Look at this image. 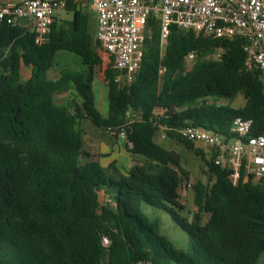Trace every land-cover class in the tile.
<instances>
[{"label":"trees","instance_id":"16d2710c","mask_svg":"<svg viewBox=\"0 0 264 264\" xmlns=\"http://www.w3.org/2000/svg\"><path fill=\"white\" fill-rule=\"evenodd\" d=\"M63 10L72 18L55 16L40 45L32 31L0 23V264H264V183L251 176L232 183L210 155L207 181L192 186L197 211L189 221L179 213L180 185L188 178L181 156L155 140L162 125L167 139L203 156L179 127L228 135L241 116L253 120L252 133L263 128L262 72L244 68L243 39L172 25L161 48L156 20L149 19L140 67L129 84L115 80L108 56L102 114L93 92L101 46L76 0H67ZM57 50L78 55L83 67H63L40 81V67ZM22 65L31 70L24 80ZM71 85L81 97L75 112L55 99ZM239 95L242 106L219 103ZM82 118L103 130L127 121V149L143 160L109 176L82 149ZM101 192L111 201L101 202ZM143 202L168 212L186 232L185 250L160 233L159 219L144 213Z\"/></svg>","mask_w":264,"mask_h":264},{"label":"built area","instance_id":"2783aa9c","mask_svg":"<svg viewBox=\"0 0 264 264\" xmlns=\"http://www.w3.org/2000/svg\"><path fill=\"white\" fill-rule=\"evenodd\" d=\"M95 11L97 30L95 38L102 50L111 57L116 70L115 80L120 85L129 84L140 67L144 40L149 19L156 20L160 46L163 48L172 25L192 29L207 36L243 39V66L246 70L262 72L264 91V0H89ZM67 0H17L0 4V23H17L34 33L38 45L46 41L58 10L64 9ZM221 50L214 54L218 57ZM193 54H188L189 63ZM163 68L159 69L162 72ZM159 113L161 109L157 110ZM126 116L130 118L128 112ZM127 121L119 126H108L105 132L121 138L129 147L126 133ZM253 120L236 116L228 135L207 130L201 126L184 125L177 133L193 142L208 147L212 161L229 171L236 184L251 176L264 183V126L252 133ZM165 126H160L166 137ZM159 134V132H158ZM167 138V137H166ZM187 186L189 184L187 183ZM111 201L109 197L105 200ZM101 244L109 240L101 237ZM133 264H146L138 260Z\"/></svg>","mask_w":264,"mask_h":264},{"label":"rangeland","instance_id":"374dc122","mask_svg":"<svg viewBox=\"0 0 264 264\" xmlns=\"http://www.w3.org/2000/svg\"><path fill=\"white\" fill-rule=\"evenodd\" d=\"M88 10V11H87ZM88 14V31L89 33L95 37L96 35V23H95V14L94 11L87 8L86 9ZM60 13H62L65 17L64 19L70 20L72 18V12L60 10ZM68 53L69 56L73 57L70 61L65 63V65L62 63L60 66H64L67 68H82L81 59L78 55L62 50L61 53ZM99 54L102 58L101 64L96 68V76L93 81V92L98 98V95L100 91H103L104 93V102L103 105L100 107V112L106 113L107 111V86H106V78L104 76V69L107 67V63L109 62L108 55L100 48ZM75 59V60H74ZM63 68V67H62ZM26 69H29L27 67ZM58 66L55 63V61L52 59L49 62H46L43 64L39 69V80H44L47 78H53L57 74ZM25 71V68H24ZM22 71V75H25V72ZM71 89H73V85L70 86ZM77 95L75 90H69L66 91L64 94H58L55 95V99L57 102H63L67 105L68 110L70 112L78 111L77 109L81 108V103L77 101ZM243 99L241 96L238 99L234 100H226L221 99L219 100V103H226L231 107H237L240 102H242ZM239 106H242V103H240ZM238 106V107H239ZM80 125L86 127H90L95 129L94 124H92L90 121L85 119H80ZM97 129V128H96ZM103 134H107L105 130L99 128ZM162 131H159V134L155 138L156 141L163 144L167 148H171L178 152L181 156V166L182 168L188 173V178H183L179 194H180V201L184 204V209L180 210L179 213L181 216L186 217L187 220H192L195 218V213L197 211V207L193 202V184L197 181H207V165H206V159L210 158V151L208 147H206L204 144L201 143H193L194 148L200 149L203 153V156L200 154H196L193 150L187 149L183 144L175 143L174 141H171L167 139L166 137H162L161 134ZM110 136V135H109ZM187 183L189 186H187ZM142 210L149 218H158L159 219V231L160 233L165 236L167 239H169L173 246L179 250H185L187 248V241L188 237L186 232L180 228L170 217L168 212L153 207L147 203H142ZM200 218L202 221L206 219V214L202 213L200 214Z\"/></svg>","mask_w":264,"mask_h":264},{"label":"crops","instance_id":"0c3cea01","mask_svg":"<svg viewBox=\"0 0 264 264\" xmlns=\"http://www.w3.org/2000/svg\"><path fill=\"white\" fill-rule=\"evenodd\" d=\"M6 1L16 2L17 0H0V4ZM76 2L78 3V7L84 10H86L87 8L93 10L90 5L89 0H76ZM94 14H95V11H94ZM56 17L58 18L60 17L64 19L65 16L62 13H60V10H58L56 12ZM95 23L97 27L96 14H95ZM61 51L62 50H57L53 57V60L58 66L57 74L53 78L57 77L59 74V70L62 67H64L63 65L60 66V64L63 63L65 65V63L73 59V57L69 56L68 53H65V52L61 53ZM24 68H25V71H24ZM26 68L27 66H23V65L21 66V78L23 80L29 78L31 74L30 68L29 69H26ZM74 69L80 70L81 68L76 67ZM22 71L25 72V75H22ZM69 90H75V89L74 87L73 89H71L70 87L68 91ZM76 95H77V98H76L77 101L81 103L80 95L77 92H76ZM94 97H95L94 99L95 106L99 110L100 107L103 105V102L105 99L103 91H100L98 98H96L95 94H94ZM239 97L240 95L234 99H238ZM106 98H107V94H106ZM240 103H242L243 105L244 100ZM102 114L104 113L102 112ZM82 119L90 121L87 118H82ZM80 127L82 129V149L85 152L91 154L94 159H97L100 162V164L105 168L109 176L117 177L120 173H125L134 163H140L143 160L142 156L129 152V150L127 149L128 146L126 145V142L123 139L109 136L108 134H103L101 130L99 129V127L95 125H94L95 129L90 128V127L85 128V126H81V125ZM107 198H108V195L104 194L103 192L100 193L101 202H105Z\"/></svg>","mask_w":264,"mask_h":264}]
</instances>
